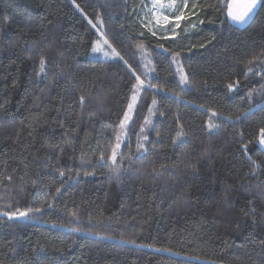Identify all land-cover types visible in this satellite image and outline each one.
Here are the masks:
<instances>
[{"label":"trees","instance_id":"1","mask_svg":"<svg viewBox=\"0 0 264 264\" xmlns=\"http://www.w3.org/2000/svg\"><path fill=\"white\" fill-rule=\"evenodd\" d=\"M144 2L0 0V264H264V0L178 41Z\"/></svg>","mask_w":264,"mask_h":264},{"label":"snow or ice","instance_id":"2","mask_svg":"<svg viewBox=\"0 0 264 264\" xmlns=\"http://www.w3.org/2000/svg\"><path fill=\"white\" fill-rule=\"evenodd\" d=\"M258 3H260V0H245V2L242 5L238 6L236 4V0H233V4H230L228 6L227 15L230 16L236 22L244 23V22H246L247 18L250 16V14L253 12V10L256 8ZM186 7H187L186 0H185V2H183V3L179 4V5H177L176 0H152V9H155L156 11H160V12L168 11L171 14H175V19H176V22H177V26H178L179 19L181 17H183V15H184L183 9L186 8ZM152 9H150V11H152ZM161 20L163 21L164 24L169 23V17L168 16L155 17V22H156V25L158 27L161 24ZM161 30L162 31H166L167 29H161ZM150 31H151V29H150ZM101 35L103 36V33H101ZM153 35H155V32H153ZM107 44H108V41H107L106 38L103 40V42L98 40L97 41V46L93 50L94 51H103L104 45H107ZM109 47H110V45H109ZM138 47L140 48L141 51L145 50L143 45H139ZM112 51L114 52L115 50L113 49ZM104 55L105 56H109L110 53L109 52H104ZM115 55L117 57H119L120 54L118 52H115ZM177 55H179V54H177ZM120 58L123 59L122 57H120ZM125 63H127V62L125 61ZM40 64H41V71H43L44 70V64H45L44 59H41ZM129 67H131V66L129 65ZM145 67H147V66H145ZM249 70H251V69H249ZM135 79H136L137 83L134 86L135 91H134V94L132 96V103H130L128 105V108H129L130 111L132 110L136 100L138 99L137 93L139 92V90L143 89L144 86H145L144 80L140 79L139 76H135ZM181 82H187V77L186 76H182L181 77ZM152 87H153V85L148 84V88H152ZM229 87L231 88L232 85H229ZM81 100H83V97H81ZM152 103L156 104L157 102L155 100H153ZM213 116H215V113H213ZM129 118L130 117H128V115L126 114L125 115V120H128ZM123 127H124V123L122 122L121 123V129H123ZM208 127L209 128H213V127H216V125L210 122ZM183 135H184V132H183V130L181 128V130L177 132V137L179 138V137H181ZM144 139H147V137H144ZM260 142L264 143V129L260 130ZM119 147H120V145H119V143H117L115 145V148H113V150H112V159H113V161H115V158H116V149L119 148ZM143 147H144L143 144H139L138 145V148H143ZM101 159H103V155H101ZM29 211H32V210L30 209ZM35 211H40V209H35ZM17 214L19 216H27L28 215L27 212L12 213L11 215L15 216ZM133 243H134V241H133Z\"/></svg>","mask_w":264,"mask_h":264},{"label":"rangeland","instance_id":"3","mask_svg":"<svg viewBox=\"0 0 264 264\" xmlns=\"http://www.w3.org/2000/svg\"><path fill=\"white\" fill-rule=\"evenodd\" d=\"M198 1L199 0H186L187 7L183 9L184 15L179 19L177 26L175 14H171L168 11H163V12L156 11L155 9H152V0H145L142 6L138 8L137 11L135 12L134 15L136 20L135 22L138 26H140L141 30H145L146 32L152 35L153 32H155V35L158 37L178 41L183 39L186 35L191 34L194 30L198 28V24L192 23L191 21L198 12V8H197ZM183 2H185V0H176L177 5ZM244 2L245 0H236V4L238 6L242 5ZM230 4H233V0H229V5ZM258 5L244 23L236 22L230 16L228 17L234 24L238 26H244L250 21L254 12L258 8ZM150 9H152V11H150ZM158 16H168L169 23L164 24L163 21L161 20V24L158 27L155 22V17ZM161 29H167V30L162 31ZM104 39H105L104 36L100 34L98 40L103 42ZM96 46H97V42L95 43V47ZM96 52L104 54V52H107V45H104L103 51H96ZM109 53H110L109 57L115 55L112 50H109ZM259 145L264 149V143H261L260 140H259Z\"/></svg>","mask_w":264,"mask_h":264}]
</instances>
